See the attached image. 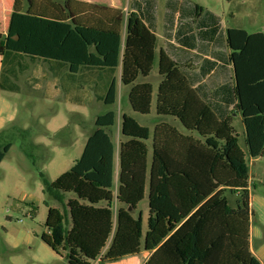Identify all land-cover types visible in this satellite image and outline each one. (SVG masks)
<instances>
[{"label":"trees","instance_id":"1","mask_svg":"<svg viewBox=\"0 0 264 264\" xmlns=\"http://www.w3.org/2000/svg\"><path fill=\"white\" fill-rule=\"evenodd\" d=\"M146 1L127 16L79 0L13 2L7 33H0V89L18 91L12 79L29 69L27 59L38 60L48 64L59 84L65 86L66 79L87 87L110 108L96 117L72 169L53 182L40 174L44 192L61 206L49 207L41 240L67 264L115 263L143 251L150 254L144 264H262L250 245L247 158H264V32H225L244 152L226 128L227 115L217 114L201 97L187 67L158 51L154 0ZM180 2L168 1V17L181 11ZM192 10L196 19L204 13L220 21L198 5ZM156 64L162 78L156 114L173 121L162 120L151 133L132 115H122L116 184L110 130L116 124L118 86L113 76L121 65L131 109L149 115L153 85L138 80ZM5 135L0 131V164L12 146ZM146 192L144 234L142 214L135 212Z\"/></svg>","mask_w":264,"mask_h":264},{"label":"rangeland","instance_id":"2","mask_svg":"<svg viewBox=\"0 0 264 264\" xmlns=\"http://www.w3.org/2000/svg\"><path fill=\"white\" fill-rule=\"evenodd\" d=\"M168 1L154 0L159 36L158 49L163 46ZM181 1L189 7L198 5L204 12L217 16L224 33L227 29L233 28L243 29L248 33L264 31V0ZM92 3L119 9L127 16L137 6L145 7L147 1L92 0ZM2 27L1 25V32ZM41 69L46 70V66ZM38 71L40 73V70ZM31 74H20L16 80L12 79V84L18 87V91L0 89V131L6 130L4 142L12 145L0 164V264H12L11 260L26 264L25 262L30 260L29 256L47 252L40 248L42 244L49 248L40 236L47 232L45 221L48 209L49 207L61 209V206L44 192L40 174L44 173L46 178L53 182L61 174L72 169L83 153L88 136L94 129L96 117L110 109L97 102L93 92H89L87 87L78 86L76 82L72 83L66 79L62 80L65 86L63 83H57L58 89L50 87L46 91L48 95L53 93L56 95L59 91L55 98H44L45 89L39 85L35 86L36 82L33 81V89L25 84L28 75ZM120 75L121 68L117 74L118 79ZM50 78L49 76V80ZM148 81L154 87L151 113L141 115L134 112L133 117L140 125L153 127L156 124L155 102L160 81L157 64ZM123 94L124 92L118 93V102L115 106L119 118L124 112L129 111ZM116 122L118 123V116ZM226 128L238 140L240 148L247 152L241 118L230 117L226 122ZM151 154L150 149V160ZM262 169L264 171V167ZM251 188L254 193L264 192V177L262 182L255 178ZM230 200L234 205L235 199L230 196ZM140 213L145 234L149 215L147 192L135 215L138 216ZM35 233L39 237L35 236ZM31 239L33 250L25 243ZM145 259L143 251L123 258V262L143 264ZM56 264L67 263L63 260Z\"/></svg>","mask_w":264,"mask_h":264},{"label":"crops","instance_id":"3","mask_svg":"<svg viewBox=\"0 0 264 264\" xmlns=\"http://www.w3.org/2000/svg\"><path fill=\"white\" fill-rule=\"evenodd\" d=\"M83 2L92 3V0H79ZM14 0H0V26L2 25L3 32L0 31L2 35H6L8 30V25L10 21V16L13 10ZM184 5V6H183ZM180 10L177 13L168 17L166 15L164 32H163V46L158 49V51L163 50L171 59L178 62L179 64H184L187 67V71L191 75L194 88H197L201 97L212 104L217 114H226V122L230 117H240L242 122V117L235 110V100L233 96V86H234V72L231 65L227 61V56L229 55V50L225 46V33L223 32L220 21L217 23L210 15L201 14V18L196 19L195 13L192 7H189L182 1L180 2ZM212 14V13H211ZM214 15V14H213ZM215 16V15H214ZM217 17V16H216ZM156 18V35L157 38V17ZM196 20V21H194ZM219 27L217 28V26ZM264 32V31H263ZM259 33V32H257ZM159 41V38H158ZM158 48V46H157ZM29 65V69L25 73H32L28 75L25 84L29 88L33 89V81L36 82L35 86H40L45 89L43 93L44 98H55L58 92L48 95L46 91L50 87L58 89V79L50 72L48 64L38 61V60H26ZM1 63V58H0ZM46 66V70L41 69ZM121 65L116 70L114 78L117 82L118 93L123 94L124 100L127 102L128 112L126 114L132 115L134 111L131 109L128 101L129 87H125L121 84V75L118 79L117 74ZM158 68V66H157ZM2 70V64H1ZM0 70V72H1ZM40 70V73L39 71ZM154 70V69H153ZM122 72V69H121ZM159 75V74H158ZM49 76L51 77L49 80ZM150 75L146 78H140L139 82H147ZM160 77V76H159ZM107 79V78H106ZM158 83V86L161 82ZM92 81L91 75L86 74V82L90 83ZM32 83V84H31ZM50 83V85L48 84ZM152 84V83H151ZM38 86V87H39ZM38 89V88H36ZM154 89V87H153ZM158 90V88H157ZM154 97V92H153ZM59 99V98H58ZM157 100V96H156ZM153 104V102H152ZM156 108V102H155ZM152 110V109H151ZM123 113V114H124ZM122 114V115H123ZM157 115V114H156ZM118 116V123L110 130L114 147V178L117 184V178L119 174V151H120V141H121V117ZM163 120V121H162ZM172 122L168 118H160L156 116V124L153 127H148L153 133L155 131L156 125L160 122ZM243 124V123H242ZM177 125V124H176ZM180 131L182 128L177 125ZM244 141H245V129L243 125ZM151 138L148 140V145L151 146ZM152 156V154H151ZM263 164H261V163ZM249 168V189H250V205L253 211V217L251 219L250 228V245L252 253L259 259V261L264 264V192H253L251 188L252 181L257 178L260 182L263 181L264 171L261 168L264 167V160L262 158L258 159H248L247 162ZM37 233H35V236ZM39 237V236H37ZM41 237V236H40ZM33 240H28L25 243L30 245L29 249L32 248ZM41 249L47 252H40L39 254H34L29 256L30 260L25 262L26 264H56L63 261L64 258L56 254L50 248H46L43 244L40 245ZM146 255L145 261L149 258L148 253L144 252ZM124 260H120L115 263L108 264H125ZM144 261V263H145ZM53 262V263H52ZM12 264H20V261L11 260ZM143 263V264H144ZM92 264H101L99 259Z\"/></svg>","mask_w":264,"mask_h":264},{"label":"water","instance_id":"4","mask_svg":"<svg viewBox=\"0 0 264 264\" xmlns=\"http://www.w3.org/2000/svg\"><path fill=\"white\" fill-rule=\"evenodd\" d=\"M129 210H131V208H129Z\"/></svg>","mask_w":264,"mask_h":264},{"label":"built area","instance_id":"5","mask_svg":"<svg viewBox=\"0 0 264 264\" xmlns=\"http://www.w3.org/2000/svg\"><path fill=\"white\" fill-rule=\"evenodd\" d=\"M264 160V158H262Z\"/></svg>","mask_w":264,"mask_h":264}]
</instances>
